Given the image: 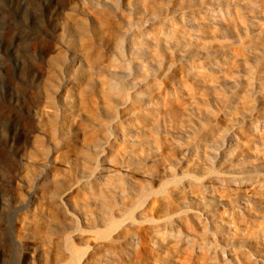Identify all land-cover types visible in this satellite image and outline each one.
I'll use <instances>...</instances> for the list:
<instances>
[{"label":"rangeland","instance_id":"1","mask_svg":"<svg viewBox=\"0 0 264 264\" xmlns=\"http://www.w3.org/2000/svg\"><path fill=\"white\" fill-rule=\"evenodd\" d=\"M0 264H264V0H0Z\"/></svg>","mask_w":264,"mask_h":264}]
</instances>
